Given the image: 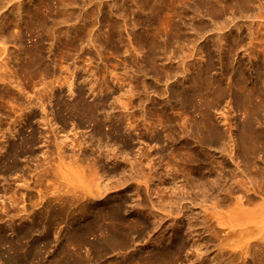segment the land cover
Returning <instances> with one entry per match:
<instances>
[{"label": "rangeland", "instance_id": "374dc122", "mask_svg": "<svg viewBox=\"0 0 264 264\" xmlns=\"http://www.w3.org/2000/svg\"><path fill=\"white\" fill-rule=\"evenodd\" d=\"M16 1L11 0L10 2L9 0L8 5L1 9L0 15L3 14L2 18L17 17L15 14L17 9L13 7ZM154 1L161 0H77L76 5H74L76 10L80 12L87 9L92 11V14L89 12L92 20H87V23L93 26L94 37L92 41L90 43L87 42L89 38L87 33L76 34L72 28H70L66 36H62L59 40L49 37L44 41V46L51 51L46 54V62L51 69V73L44 76L42 74L37 75L32 82L29 79V82L25 81L23 75L20 74L25 81L22 80L21 83L23 82L24 89L29 92L28 99L31 101V104L38 107L40 101L45 103V116L42 109L40 108L42 112L39 110V107L37 109L35 107L37 111L33 110V112L35 111L37 116L40 114V116L46 117H39L42 120L45 119V122L49 121L46 122V129L40 124L41 120L39 118L35 117V120H29L25 116L27 111H20V108L17 106L12 107V105H16L17 101L19 103V97L14 99L17 96H13V94H16V91L13 90L15 88L12 87L11 82H19L22 79L21 76H19V79L18 77L16 80L12 79L11 84L8 81L0 83V85H3L0 86V114H2V116L0 115V122L4 128L7 127L5 129L11 126L10 131L13 134H17L16 130H14L15 126H12V124H19L23 119L24 121L20 124L22 126L18 127V133L29 134L30 129L28 128H34L35 130L38 128L39 130L37 129L36 131L41 133V130L48 133V130L51 131L53 129L58 139L59 137H63V139L66 137L65 140L67 139L66 141L68 142L73 139L74 141L77 139L76 141L79 142L85 140L89 144L85 145L89 150H86V153L91 151L90 154L93 159L94 157L95 159L97 157L103 158L108 151L111 156H116L120 162H118V165H121L114 167L111 165L110 159L97 158L99 167H95L96 170L91 171L89 169L91 165L87 166L88 162L86 165L85 162H82L79 166L81 167L83 164L82 167L85 166L84 170L86 171L85 173L83 171L82 175V173H79L80 169L78 170V175L81 174L80 178L77 174L73 175L76 176L75 178L68 175V171V176L62 177L63 175L61 174L63 172H58L59 168L57 169V163L54 161V158L53 160L47 158L46 163L48 164L42 162L43 160L40 158L42 157L40 156L41 152L50 148V141L47 139L49 133L47 135L44 132V135L47 137H41L43 141L39 144L41 147L35 148V158L34 156L30 158L22 156V158H19L18 168L20 170L17 168L5 174V171L0 169V208L3 205H8L12 196L10 194L14 193H12L13 189L14 191L17 189L18 192H20L21 187V191L24 189V183L29 185V191L32 192V195L35 194L34 196H36L32 201L26 200L27 202L25 203H28L29 213L31 215L36 214V216L40 215L43 209L53 211L57 203L54 199L59 195L64 196L68 191L70 194H73L72 191H77V194L79 191H82L83 193H80L84 194L85 191L86 193L88 192L87 190L94 191L97 187L101 185L104 187L107 184V188L110 187L108 191L106 190L107 193L105 194V196L107 195V200L127 201L126 217L131 218V216L139 212L142 216L144 215V219H148L150 218L148 217L149 215L144 212L142 214L140 211L142 208L138 206L141 196L138 191L139 188H137L140 182L146 179L147 181L145 182L150 190L151 202L155 205L153 208L156 209L155 212L157 214L161 213L162 209H160V206L163 205L166 207L162 214L169 212L168 215L170 217L168 215L166 217L170 219L166 218L164 221L165 225L169 226V224H172L173 226H171L174 228L167 234V236L171 235L169 236V240L173 234H179L186 239L185 244L187 248L184 250L185 252L182 251L183 254L180 252L179 257H177L179 260L175 264H208V262H205L206 257L203 258V262H199L198 257H196V247L198 245H206V234L202 235L199 232L200 229L196 230L192 223L195 218L200 219L202 216H207V213L209 214L214 204L209 201V198L205 202L201 201L202 192H199L198 188L194 187L193 190L188 189L190 183L194 184L195 182L196 185L200 182L206 183L212 178V175L223 176L226 181L228 180V184L232 182H229V179H231L233 173L239 175L241 171H245L249 178H256L253 173L254 169L253 171L252 169L246 170V168L244 170L242 157V139L245 136V123L248 121L245 117L246 113L249 112L243 110L245 105L243 103L246 100L242 95V91L238 90V88H235L234 92L227 89L228 83L232 79H236L239 83L241 82V78L234 74L236 69L239 68L238 66L245 71L246 77L248 76L249 78H247V84L250 86L256 78L255 68H261L260 72L264 79V60L261 57L257 58L253 54L258 50V41L254 39L256 42L253 43L254 40H249L251 36L249 32L251 33L250 30H253L250 25L252 24V20L256 19L248 18V20L241 17L238 13L234 16L231 12L220 14V12H214V10L209 11L204 0H171L175 1L172 8L170 6H164L163 8V2V5L160 4L158 9L154 8L158 7L154 5ZM56 2L55 0L53 4ZM98 3H101L100 6ZM31 9H33L31 2L25 0L22 2L20 13L23 12L22 15L24 16L26 11ZM256 12H258V6H255L252 14H257ZM18 18L20 19V17ZM213 20L217 23V26L223 27L221 31L214 28L215 26L212 24ZM75 21L70 19L62 25V30L65 31L70 26L76 24ZM25 22L29 23L30 20H25ZM199 24L203 26L200 27ZM178 26L181 27L182 31H180ZM12 30L16 32V27H13ZM153 32L156 33L155 37L152 35ZM221 33L226 34L224 39L228 41L224 42L221 40L219 45L216 44V41L220 38L222 39ZM262 33H264V28L262 29ZM15 35L12 39L15 40V46L18 50L20 43ZM232 35L242 37L234 60L233 58H228L224 54V51L219 48L220 46H224L227 50V47L231 43L230 38ZM35 41V35H29L25 43L29 47H32ZM250 41L256 46L251 45ZM213 42L215 44H212ZM253 47L257 49L253 51ZM262 47L261 49L263 50L264 47ZM248 53L249 55H247ZM13 62L16 61L13 60ZM66 62L72 66H78L77 76L72 88L74 92L72 96L66 86L60 87L58 84L59 79L66 74L61 70V67L67 64ZM79 67L81 69L83 67V69L81 70ZM86 67L91 71L85 69ZM14 70L17 71L18 68L11 65L9 71ZM86 73H89V76L92 77L95 75L93 79L95 78L96 83L93 87L88 83L86 84L85 80L91 78H87ZM210 81L215 82L213 87L209 86ZM28 84L29 86L25 88V85ZM262 85L264 86V84ZM52 87L55 88L53 89ZM95 89L96 91H94ZM80 91L84 93L80 101L83 100L86 104L103 106L101 112L98 114V119L102 122V136L93 137L94 122L83 120V122L78 124L77 121L70 119L69 116L64 121L65 123L58 119L56 107L58 95H60V100L63 103H76L79 101L78 95ZM10 94L14 100L11 99ZM48 96H51L50 99ZM23 100L26 103V98L20 99V102ZM11 101L14 104L12 103L11 105ZM122 103L126 105V108L123 107ZM17 111L20 112L19 115L21 114L20 118L18 117L20 120L16 116V114L18 115ZM10 118L15 119V121L13 122ZM224 119L227 120L224 121ZM33 120L36 121L35 124L38 121L39 125H35ZM30 121L32 122L29 123ZM228 122L231 124L230 127L227 124ZM258 122L257 124H261H254L255 127L258 128L260 126L263 129L264 119ZM247 129L245 132L249 131V134L253 131L252 128ZM217 133L220 134L219 136L223 142L216 141V144H212L211 138H215ZM187 134L188 137L186 136ZM16 136L17 138L15 137L14 140L13 138H9L11 143L16 142V139L21 137L20 134ZM2 141L5 142L0 136V148L5 145ZM44 141H46V145ZM1 143L3 144L1 145ZM67 148L70 150H67ZM67 148L65 151L68 154L71 153V147ZM100 161H105V164ZM50 164L51 166L49 167L48 165ZM52 164L55 165L54 168L56 170L52 168L54 166ZM131 164L141 168L140 173L143 179H130L129 168ZM45 166L49 167V170L54 169L55 171L48 170L50 173L48 172V175L42 176L41 170ZM113 167L119 168L118 170L120 171L122 170L121 172H117L120 175L123 174L120 177L119 174L116 175L115 180L119 179L120 182L114 186L110 185L112 181L109 178ZM97 168L99 169L97 170ZM124 169L125 172L123 171ZM200 173L204 176L202 177ZM39 175L42 176L40 178L43 181L37 179ZM199 179L202 180L199 181ZM190 186L192 188L195 185ZM4 188L10 190L6 191V189L4 191ZM195 189H198V192ZM172 191H175V193L171 194ZM204 192L208 195L210 194V191L208 193V189H205ZM21 193H18L15 197H20ZM239 194L238 196H243L241 195L243 193L240 192ZM260 199V197L256 199L259 202L255 201V211L257 205L259 206L263 203L264 197ZM37 202H39L38 205L36 204ZM101 203L99 202V204ZM233 206L235 205L227 207L222 204L214 210L229 217L230 214L228 212L236 210ZM252 208L253 206H248L247 211L245 205L244 210L251 214L252 211L254 213V209ZM204 211L206 215H204ZM239 211H234L235 214H233L237 218L239 213L238 218L240 222L242 221L241 223H249L245 221V218L253 219L250 217L251 215L248 218L246 212V217L244 218V213H241V210ZM258 212L261 215L264 214V212ZM261 215L260 218H262ZM252 216L256 217V215ZM148 221L145 231H141L140 234H133V244L131 243L125 250L107 252V255L103 256L102 261L105 264H111L112 262H123L128 258H132L131 264L133 262L139 264L138 261L135 262L137 257L142 256V254L147 255V250L151 247L154 248L157 245L156 240L163 236L161 233V236L158 234L160 227L158 230H155L156 220L154 221L151 218ZM263 221L264 219L262 218V221H260L258 216L257 220H255V223H258V226H256L263 228L264 225L259 226ZM28 222L31 223L30 221ZM15 223L17 224L15 225ZM15 223L14 226L17 227L24 224L18 220H15ZM57 223V225L50 227V233L54 234L56 239L43 254L46 261H53L57 258V255H60L56 250V246L60 241L57 238H64L71 229L70 221L65 223L62 220ZM196 231L199 235L192 234L196 233ZM167 236L166 239H168ZM199 236H201L200 239ZM88 238L91 244L94 237L89 236ZM257 238H260V236H257ZM79 253H81L79 256L84 261L86 260V264H98L96 262V253L89 248V245L81 248ZM125 254L128 256H124ZM0 264H5L2 256H0Z\"/></svg>", "mask_w": 264, "mask_h": 264}, {"label": "bare ground", "instance_id": "6f19581e", "mask_svg": "<svg viewBox=\"0 0 264 264\" xmlns=\"http://www.w3.org/2000/svg\"><path fill=\"white\" fill-rule=\"evenodd\" d=\"M23 1L25 0H17L15 5L13 6L14 8L17 9V11L15 12V14L17 15L16 18L14 17L2 18L3 14L0 15V59H1L0 60L1 62L0 63V70H1L0 83L5 82V81L6 82L8 81L10 83L12 79L16 80L17 77L19 79V76H21L22 79L19 80L20 83L19 82L15 83V81L14 83L11 82L12 84L10 83L12 87L15 88L13 90L16 91V92L14 91L16 94L15 95L13 94V96H17V97H14V99L15 98L17 99L19 97L18 98L19 103L16 100L17 102L14 101L16 102V105H12L13 102L11 101V105L12 107L17 106L18 108H20V111H27V113L25 114V116H27L26 118H29V120L30 119L32 120L35 117L37 118L42 117L44 113H46L44 112L46 110L44 107L45 103H43V101H40L41 103L39 102L38 107L40 111L42 109L43 115L40 116L39 114V116H37L35 111H37L36 109L38 107H36V105H32L31 101H29L28 99L29 92H27V90L24 89L22 85L23 82L21 83V81L23 80V77H24L25 81L27 80L29 82V80H31L32 82V80L37 75L42 74L44 76L45 74L51 73V69L46 62V54L49 53L50 50L45 48L44 41L47 40V38L49 37H53L54 39L59 40L62 36H66L67 33H69L70 28H72V30L75 31L76 34L77 33H84V34L87 33L89 35L87 42L90 43L94 37V33H93V26H90L87 23V20H92V16L89 15V12L91 13L92 11H89L88 9L87 10L83 9L84 11H81V12L76 10L74 5H76L77 0H56L57 2L55 4H53L55 0H29V2H31L33 9L26 11L24 16L22 15L23 12L20 13L21 5ZM167 1H164V0L157 1V2L154 1V5L158 6L154 8L158 9L160 4L163 5V2H164L163 8L164 6H170V8H172L176 0L175 1L167 0ZM8 2L9 0H0V11L1 9L5 8L8 5ZM204 2L208 6L209 11L214 10V12H220V14L231 12L234 16L236 13H238L243 18L256 19L254 21L252 20V24L250 23L251 24L250 27H252L253 30H250L251 33L248 31L249 34L251 35V36L249 35L250 36L249 40L253 41L255 39L258 41L257 45L260 47V48L258 47V50H256L257 48H254L256 45L253 44L256 41L254 40L253 43L250 41V44L254 45L253 51L256 50V52H254L253 54H255L257 58L261 57L264 60V49L263 50L261 49V46L264 47V44L262 45L263 39H264V33H262V29L264 28V2L263 0H204ZM100 4L101 3H98L99 6ZM255 6H258V12H256L257 14L255 13L252 14L255 9ZM18 17H20V19ZM70 19L76 20L75 21L76 24L70 26L68 29L63 31L62 25L67 23ZM25 20H30V22L29 23L25 22ZM202 21H203V18H202ZM210 21H211V18H210ZM212 24H214L213 25L215 26L214 28H217L219 31L223 29V27L221 28L217 26V23L214 22V20L212 21ZM201 26L203 25H200V27ZM13 27H16V32L12 30ZM179 28H180V31H182L181 27ZM14 35L16 36V39L20 43L18 45L19 47L18 50L16 49V46H15L16 45L15 40L12 39ZM29 35H35L36 37V41L34 42V45L32 47H29L25 43ZM152 35L153 37H155L156 33L153 32ZM221 36H222V39L220 38L217 41L215 40L216 44H219L221 40L224 42L228 41L224 39L226 36L225 33H221ZM241 39H242L241 36L232 35L230 38L231 43L227 47V50L224 48V46H220L219 48L222 51H224V54L228 58L230 59L233 58L234 60V57L237 55L236 51H238L240 47L239 44H240ZM212 44H215V43L213 42ZM242 48H243V45H242ZM244 52H245V49H244ZM251 52L249 53L251 54ZM249 53L247 55H249ZM13 60H15L16 62H13ZM11 65L18 68V70L9 71V67ZM77 67L74 65L72 66L69 63H67L65 66H62L61 70L66 74L61 79H59L60 81H58V84L60 85V87L66 86V88H68V91L71 93V96L73 95L72 93H74L72 88L74 85L75 77L77 76V72H78ZM88 67H86L85 69H88ZM238 67H237L238 69H236L235 67L236 71L234 74L241 78V82L239 83V81H237L236 79H232L231 82L228 83L227 89L231 92H234L235 88H238V90L242 91V95L246 100V102L243 103L245 104L243 110L249 111L247 112L248 114L245 112L246 113L245 118L248 119V121H246L245 123V127H246V130H248L247 128L253 129L255 127L254 124H257L259 120L264 119V86L262 85L264 84V79L262 78V75L260 72L261 68H258V69L255 68L256 78L254 82L252 81L253 84L250 86L249 84H247L248 76L246 77V73H244L245 71H243L240 68V66ZM79 68L81 69V67ZM2 70L4 71L2 72ZM85 72H87V70H85ZM20 74H22L23 77ZM87 76H88L87 78L89 77L91 78L85 80L86 84L88 83L90 84V86L93 87L96 83L94 80L95 78L93 79L95 75L92 77V76H89V73H88ZM209 84H210L209 86L213 87L215 82L210 81ZM0 86H3V85H0ZM26 86L28 87L29 84L25 85V88ZM52 88L54 89L55 87H52ZM94 91H96V89ZM83 95H84L83 91H80L78 95L79 101L76 103H63L60 100V95H58V102L56 104L58 119H60L61 122L65 123L64 121H66V118L69 116L70 119L77 121L78 124L83 122V120L94 122L95 129L93 131V137L102 136V122L100 119H98V114L99 112H101L103 106L100 107V105L86 104L85 102H83L82 99H81L82 101H80V98L81 97L83 98ZM50 97L51 96H48L49 99ZM25 98H26V103H24V100L20 102V99H25ZM11 99H13V97ZM123 107L126 108V105H123ZM33 110L35 111L33 112ZM19 113L20 112H18V115ZM0 115L2 116V114ZM6 115L4 116L6 117ZM18 115L16 114L17 118L18 117L20 118L21 114L19 116ZM8 116L10 115L8 114ZM16 116L14 117L16 118ZM7 119H9V117H7ZM18 119L17 121L20 120ZM39 119L37 120L40 121V124L44 126L45 128V126H47L46 122H49V121L45 122V119L43 120L41 118ZM11 120L13 122L15 121V119L14 120L11 119ZM34 120L33 122L35 124L36 121ZM226 120L224 119V121ZM22 121L24 120L22 119L19 124H15V123L12 124L10 122L12 126H15L14 130H16L17 134L21 135V137L19 136L20 138L16 139L17 141L14 143H11L9 138H13L14 140L15 137L17 138L16 136L17 134L15 133L16 134L15 135L13 134V132L10 131L11 126H9L8 129H5L7 127L4 128L2 123L0 122V136H1V139L3 138L5 140V142L2 141L4 142L5 145L2 148H0V169L5 171L4 172L5 174L8 171H11V170L14 171V169L18 168L19 158H22V156L29 157V158L33 157L36 153L35 148L40 146L39 144L41 143V141H43L41 137L43 138L47 137L46 135H44L46 133L45 131L44 133L43 130L40 129L42 133L37 132L36 130L38 128L36 130L34 128L33 129L28 128L30 129V132L28 131L29 134H26L23 132L18 133L19 132L18 127L22 126V125L20 126ZM38 121H37V124L39 125ZM31 122L32 121H30L29 123ZM227 124L229 127L231 126L229 122ZM260 124H257V125H260ZM24 126L26 125L24 124ZM263 129L260 126L258 128L255 127L253 131L250 130L251 131L250 134H249V131L245 132L246 130L244 129L245 136H244V139H242L243 140L242 141V148H243L242 157H243V163H244V170L245 168L246 170L252 169V171L254 169L253 173H254V177L256 178H249L245 171L244 172L241 171L239 175L233 173V175L231 176V179H229V182L232 181L230 184H228V180L226 181L224 177L221 175H212V178L206 183L203 181L204 183L198 182L199 184L197 185L195 184V182L194 184H191V183L189 184L188 190H193V188L196 187L199 189V192L200 191L202 192L201 201L205 202L207 198H209L210 199L209 201L214 204L213 208H211V211H209V214L207 213V216H202L200 217V219L195 218L193 219L194 221L192 220L193 221L192 225H194L196 230L200 229L199 232H201L202 235L206 234L205 236L207 239L205 246L198 245L196 247V251H197L196 257H198L199 262H203L204 261L203 258L206 257L205 262H208V264H264V235H263L264 233L261 234L262 232H264L262 231L264 230V226H263L264 221L259 224V226L261 225L263 226V228H258L257 227L258 223L257 224L255 223V220H257L258 216H259L260 221H262V218L264 219V216H263L264 214L261 215L258 212V211L264 212V200H262L263 201L262 204H260L259 206L257 205L256 211L254 208V206L256 205L255 201L259 202L256 199L259 197L262 199V197H264V130ZM48 133H46L48 135L47 139L50 142L46 140V138L45 140L50 143V148L46 147L48 148V150L47 149L43 151L41 150L42 152L40 156L42 157L40 158L43 160L42 162H45V164H48L46 163L47 158L48 159L51 158L52 160L54 158V161L57 163V169L59 168L58 172L60 171L61 173L63 172L61 174L63 175L62 177H67L68 175L73 176L77 174V176H79L80 178L81 174L78 175L77 173L78 170L80 169L81 171L83 169L81 172L79 171V173H82V175H83V171L84 173L86 171L84 170L85 166L82 167L83 164L81 165V167L79 166L80 163L82 162H85V165L88 162L87 166H89V164L91 165L89 166V169L91 171L96 170L95 167L97 166L99 167V161H97V158H100V157H97L96 159L94 157L93 159L92 155L90 154L91 151L86 153V150H88V148L87 146H85L87 143L85 142L84 139H83L84 141L81 140L80 142L76 141L77 139L75 141L74 139L69 140L68 142L66 141L67 139L65 140L66 137L64 139L63 137L62 138L59 137L58 139V136H56V134L53 132V129L51 131L48 130ZM219 135L220 134L217 133L215 138H211L212 144H216V141L223 142V140H221V137ZM186 136L188 137V134ZM46 141H44L45 145H46ZM2 144L3 143H1V145ZM67 147H71L72 152L69 154L65 151ZM67 150H70V149L67 148ZM106 153L107 154L103 156L104 159L106 158L110 159L111 165H113L114 167L116 165L117 166L120 165V164L118 165L119 161L115 155L111 156L108 151ZM35 157L36 156H34V158ZM103 158L101 157L100 159H103ZM100 162L104 163L105 161L104 162L100 161ZM48 166L50 167L51 164ZM49 167L47 168L45 166L42 168L41 170L43 174L42 176L48 175L50 173L49 171H53L55 169L54 168L55 165L52 166V168H54L53 170H49ZM90 167L93 169H91ZM114 167L112 168V170L110 169L112 174L110 172H109L110 175L108 174L109 178L112 181V183L111 184L109 183V184L112 186L117 185L120 182L119 179L115 180L116 175L119 174L117 171H120V170H118L119 168L116 169ZM98 169L99 168H97V170ZM140 169H141L140 167L138 166L136 167L133 164H131L129 168L130 179H139V178L143 179L141 177ZM67 171L69 173L68 175H67ZM123 171L125 172V169ZM200 174L202 177L204 176L202 173ZM108 175H106V177H108ZM122 175L123 174L121 175L119 174V177ZM42 176L39 175L38 176L39 178L37 179L40 180L41 179L40 177ZM73 177L75 178L76 176H73ZM191 180H194V179H191ZM200 180L202 179H199V181ZM145 181L147 180L145 179L141 181L142 185H141V182L140 184L138 183L139 186L137 188H139L138 191L141 196V201L138 204V206L142 208V210H140L142 214L147 213L149 215L148 217L150 218L148 219H144L145 218V217L143 218L144 215L142 216L139 212L131 216V218L126 217L125 212L128 206L127 201L107 200L106 198L107 195L105 196V194L107 193L106 190L108 191V188H110V187L107 188V184L104 187H102V185L101 186L97 185L99 187L94 189V191L87 190L88 192L86 193L85 191L84 194H82L83 193L82 191H79L78 194L76 193L77 191L76 192L72 191L73 194L71 193L72 194L71 195L68 191L66 192L67 196L59 195L57 196V198L54 199L55 201H57V203L55 204L53 211H47L43 209L40 212V215H37V216L36 214L31 215L29 213L30 210L28 211L29 209L27 207L28 203L27 204L25 203L27 202L26 200L32 201L36 196H34L35 194L32 195V192L29 191L30 189L29 185L27 183L26 184L24 183L23 184L24 189L22 191H21L22 187L20 186L21 187L20 192H22L21 196L16 198L15 195L17 196L18 193L20 194V192H18L17 189H15V191L13 189L12 193L13 192L14 193L10 194V196L11 195L12 196L10 197V200H9L10 202L8 203V205L7 206L3 205L0 208V222H1L0 223V256H2L5 264H86L85 262L86 260L84 261L79 256V254L81 255L79 251L81 250V248L87 247L89 245V248L92 249L96 253V258H97L96 262H98V264H105L102 261V258L107 252H111L115 250H125L126 248H128L129 245H131V243L132 244L134 243L133 234L135 233L140 234L141 231H145L147 229V223L149 222L148 220L153 218L154 221L156 220L155 230H158V228L160 227L158 234L160 235L161 233L163 236L160 235L161 236L160 238L158 239L156 238L157 245H155L154 248L151 247L149 250H147V255L145 254L146 256L142 254V256L137 257V260L135 262L138 261L139 264H175L177 260H179V258L177 257H179L180 252L186 250L187 248L185 244L186 239H184V237L179 234H173V236L170 237V240H169V236L171 235L167 236V234L174 229L172 227L173 226L172 224H169V226H167L164 223L165 219L167 218L166 216L168 215L169 212L167 214H162L164 213L163 211L166 207V206L164 207V205L160 206L161 207L160 209H162L161 210L162 212L161 211L159 212L161 213L158 212L159 214H157V212H155L156 209H153L155 205L152 204L151 202L152 199L150 197L151 196L149 192L150 190ZM190 185H195V186L191 188ZM6 189L4 188V191ZM198 189H195V190H197L198 192ZM205 189H208V193L210 191L209 195L206 192H204ZM9 190L7 189L6 191H9ZM240 192L243 193L241 194L243 196H238ZM172 193H175V191H172L171 194ZM195 194H198V193H195ZM99 202H102V203L99 204ZM36 204L38 205L39 202H37ZM220 204L226 205L227 207L229 205L231 206L235 205L233 206V208L236 209L234 210L235 212L237 210L238 212H240L239 210H241V213H244V218L246 217V215L247 217L251 215L250 217H252L253 219H250L248 217L249 219L245 218V221L249 223H241L242 221L240 222V219L238 218L239 213L237 212L238 213L237 218L239 219L238 220L235 217L236 215L234 216L235 213L233 210H231V212L230 211L228 212L230 214L229 217L225 216L223 213L214 210L216 207L221 206ZM245 205H246L247 211H248V206H251V207L253 206L252 209H254V213L253 211L251 212V214H249L250 212L247 213V211L244 210ZM158 210H159V207H158ZM245 212H246V215H245ZM256 212L257 214H255ZM204 215H206V213ZM252 215H256V217L255 216L253 217ZM260 215L262 218H260ZM169 217L167 218L168 220L170 219ZM15 220L21 221L24 224L23 225L20 224L21 226L18 225L19 227L14 226ZM62 220L65 223H68L70 221L71 229L69 230L68 235H66L64 238L62 239L60 237L57 238L60 241L56 246V250L60 255L59 256L57 255L56 256L57 258L54 257L56 259L53 261H49V260L46 261L44 260L43 254L46 252L47 249H49L52 242L55 241L56 239V236L50 233V227L57 225L58 224L57 222L62 221ZM82 220L83 222H81ZM28 221H30L31 223H29ZM26 222H28L29 224ZM16 224L17 223H15V225ZM192 234L194 235L197 234V231L196 233H192ZM256 235L260 236V238H257ZM89 236H92L95 238V239L93 238L91 244L89 243V240H90L88 238ZM166 236L168 237V239H166ZM200 237L201 236H199V239ZM4 255L6 256L4 257ZM211 255L213 256L210 257ZM124 256H128V255L125 254ZM52 258L53 256L51 257V260ZM131 259L128 258L124 260L123 262H115V263L112 262L111 264H131L132 262ZM133 264L135 263L133 262Z\"/></svg>", "mask_w": 264, "mask_h": 264}]
</instances>
